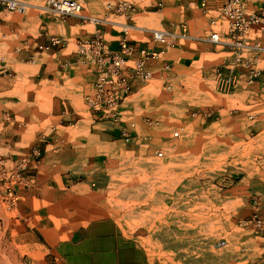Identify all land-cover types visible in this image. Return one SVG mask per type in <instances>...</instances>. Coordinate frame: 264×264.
I'll return each instance as SVG.
<instances>
[{"label":"rangeland","instance_id":"1","mask_svg":"<svg viewBox=\"0 0 264 264\" xmlns=\"http://www.w3.org/2000/svg\"><path fill=\"white\" fill-rule=\"evenodd\" d=\"M19 1L28 7L23 13L11 12L14 15L28 14L73 26L68 35L62 29L54 30L55 36L69 43L66 53L75 52L77 38L92 34L96 28L103 30L109 42L121 37L124 30L131 38L144 36L142 29L179 34L178 22L189 21V10L181 12L178 0H130L133 9L127 15L113 14L106 8L107 3L120 0H79L82 14L99 18V23L71 16L56 18L39 9L46 0ZM122 23L130 27L124 29ZM188 23L187 37H173V41L201 53V60L191 67L198 72H174L176 69L164 63V55L153 76L141 81L143 88L132 91L120 116L131 126L132 139L145 137L138 142L148 152L140 157L125 153L98 195L100 210L114 216L125 234L134 235L146 247L153 264H209V257L211 263L216 261L224 248L216 242L221 238L230 242L239 230V214L245 208V188L239 187V181L264 178V91L254 85V98L248 90L232 95L221 88L217 77L210 76L211 72H200L204 65L218 64L221 55L201 47L211 34L201 27L207 24L206 19ZM210 27L220 32L219 24ZM208 46L222 48L213 43ZM159 72L166 76L160 79ZM174 73L179 77L173 78ZM89 87L90 77L67 81L66 91L57 83L27 87L21 93V103L27 106L32 124L26 127L42 133L50 143L61 133L77 132L76 125H69L76 119H82L88 132L96 125V121L91 123L92 113L85 100ZM61 109L67 113L54 116ZM8 143L12 140L4 141ZM13 144L26 148L33 141ZM0 152L13 162L0 163V264H53L49 235L52 229L60 232L76 224L69 213L79 204H66V197L74 191L56 187L61 186V172L51 165V158H47L37 181L26 170L27 162L34 168L39 161L38 152L31 157L27 152L11 154L10 147L0 148ZM19 164L20 176L12 177ZM93 186L90 180L84 190L90 192ZM82 204L83 208L90 206V199Z\"/></svg>","mask_w":264,"mask_h":264},{"label":"crops","instance_id":"2","mask_svg":"<svg viewBox=\"0 0 264 264\" xmlns=\"http://www.w3.org/2000/svg\"><path fill=\"white\" fill-rule=\"evenodd\" d=\"M177 3L181 12L184 9L189 10V21L206 19L207 24H202L201 27L210 32H213L210 25L217 23L221 27L219 32L221 37L228 39L224 34L228 22L220 11L221 0H178ZM244 3L246 11H254L261 6L260 3H254V0H244ZM1 9L0 0V148L10 147L11 154L27 152L30 157L38 152L40 159L36 162V166L34 165L32 168L27 162L28 168L26 170L28 173H32L33 178L35 177L37 181H39V172L44 169L47 158H51V165L61 172V186L56 187L67 188L70 193L74 191L72 196L66 197V204L71 206V201L79 204L78 207L74 206V210L69 213L73 215L71 218L76 224L70 229L60 232L52 229L49 235L53 239L50 247L53 264H153L146 247L139 243L134 235L125 234L116 218L105 214L98 207V195L104 190L112 171L120 165V158L125 157V153H129L133 157L147 154L148 151L141 148V144L138 142L145 137L135 136L131 141L126 142L120 137V130L122 128L130 130L131 126L124 123L122 117H120V122H112L96 119L92 114L91 123L96 121L94 124L103 128L96 129L94 128L96 125H92V127L90 126L91 129L85 132L86 127L81 122L82 119H76L69 125H76L77 132L61 133L56 136L55 141H52L53 143H50V139L42 133L36 134L34 130L26 127L32 124L29 121V115L26 114L25 108L27 106L21 103V93L27 87L57 83L66 91L67 81L80 82L90 77V91L93 87L95 73L93 66L87 61H83L75 52H65L69 43H66L62 48L53 47L48 51H41L37 47L40 44H47L49 38L55 35L54 30L62 29L68 35L72 25L68 23L57 24L28 14L17 16ZM215 12L220 14L215 15ZM72 18L75 19V17ZM189 21L181 19L177 25L180 27L184 23L189 31L191 27ZM160 23L166 24L162 21ZM99 29L105 39V33L101 28ZM134 30L139 29L134 28ZM141 31L146 32V34L139 38L129 37L130 40L137 46L150 47V32L147 29ZM118 38L116 37L115 40L109 42L105 41L111 48H116ZM174 43L173 47L166 50L164 63L171 69H176L174 72H198L196 69L192 70L191 67L195 62L201 60V53L195 52L189 46H182L178 42ZM210 44L212 43L204 41L201 42V47L206 52L219 53L221 55L218 58L219 62L216 65H204L198 70L204 73L211 72L210 76L217 77L213 73L215 66H222L223 74L227 75L233 60L232 47L225 45L220 50H216L208 46ZM137 56L138 54L135 53L132 57L136 58ZM157 66L158 60L151 59L147 64L151 71H154ZM234 72L238 77L237 84L232 87L221 88L232 95H239L242 91L248 90L249 97L254 98V83H246L245 70L237 66L234 68ZM152 73L154 74V72ZM165 76L164 72H159L160 79ZM172 77L178 78L179 74L174 73ZM255 86L258 88L257 90L264 91V83H256ZM259 86H261L260 89ZM142 88V82L136 80L132 91L138 92ZM132 91L121 104V112L128 107L125 103ZM55 112L57 113L54 116L67 113L66 109ZM10 125H12V129H10ZM8 140H12V143L4 144V141ZM23 140L33 141V144L26 148L14 146L15 141ZM0 156H3V159L0 160L1 164L11 162L4 157L3 152H0ZM53 161L54 163H52ZM40 166L41 168H39ZM6 174H9V170ZM90 180H93L94 186L90 192L85 191V185ZM56 187L52 188L56 189ZM239 187L245 188V208L239 214V218L242 219L251 214L253 197L258 194L264 196V178L257 176L240 180ZM89 199L90 206L83 208V201ZM261 212H264V205L261 206ZM238 228L239 230L231 238V241L226 240L228 245L223 248L216 261L211 263L212 259L209 257V264H261L260 255L264 253V237L257 236L255 233L253 235L249 230L242 227L238 226Z\"/></svg>","mask_w":264,"mask_h":264},{"label":"built area","instance_id":"3","mask_svg":"<svg viewBox=\"0 0 264 264\" xmlns=\"http://www.w3.org/2000/svg\"><path fill=\"white\" fill-rule=\"evenodd\" d=\"M261 6L254 11H246L244 0H221L220 11L228 22L224 33L228 39L222 38L217 31L211 32L204 40L216 44L232 47V65L229 73L223 74V67L216 66L215 72L221 87H232L237 84L238 77L234 68L240 66L245 70L247 84L264 83V0H254ZM2 9L7 12L23 13L28 4L19 0H1ZM106 8L113 14L127 15L133 9L130 0H120L116 3H107ZM39 9L52 14L56 18L75 17L99 23L100 19L82 14L83 6L79 0H46ZM124 29L129 28L123 24ZM182 33H171L161 29H149L150 47H140L132 43L124 30L117 39V47L111 48L105 41L99 28L92 34L78 37L75 41V53L93 66L95 79L93 87L86 95L88 110L99 120L120 122L121 104L130 95L136 80L146 81L152 77V71L147 67L149 60H162L166 50L175 45L173 37H187L186 24L180 25ZM252 35V36H250ZM66 40L60 36L52 35L47 44L38 45L41 51H48L55 46L63 47ZM137 53L138 56H132ZM252 116V115H251ZM148 123H150L148 121ZM120 134L124 141L132 140L129 129L122 128ZM25 166V160H22ZM20 164L11 173L19 177ZM264 196L255 195L252 199V212L238 222V226L264 237ZM217 247L227 246V241L221 238L216 242ZM261 264H264V253L260 255Z\"/></svg>","mask_w":264,"mask_h":264}]
</instances>
